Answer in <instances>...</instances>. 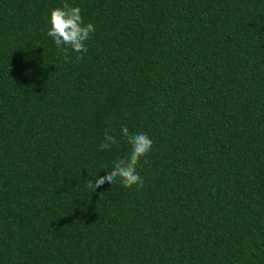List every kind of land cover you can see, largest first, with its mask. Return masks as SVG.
Here are the masks:
<instances>
[{
  "label": "trees",
  "instance_id": "obj_1",
  "mask_svg": "<svg viewBox=\"0 0 264 264\" xmlns=\"http://www.w3.org/2000/svg\"><path fill=\"white\" fill-rule=\"evenodd\" d=\"M64 2L0 0V264H264V0H67L81 60ZM122 126L143 187L92 192Z\"/></svg>",
  "mask_w": 264,
  "mask_h": 264
},
{
  "label": "clouds",
  "instance_id": "obj_2",
  "mask_svg": "<svg viewBox=\"0 0 264 264\" xmlns=\"http://www.w3.org/2000/svg\"><path fill=\"white\" fill-rule=\"evenodd\" d=\"M94 32L95 25L90 22L85 23L81 15V9L70 5L67 0H65L62 7L53 8L50 12L47 35L53 39L58 50L67 53L71 49L73 52L80 54L76 56L77 60L83 59L82 54L87 53V42L92 38ZM65 58L67 59V56ZM121 138L130 145V153L127 157L114 160L112 170L107 172L106 175L99 178H95V175L93 179H84V185L87 189L95 192L106 182L110 185L122 184L126 188L134 185L143 187L144 180L137 168L141 158L150 153L153 140L145 132H130L127 126H122ZM114 147H119V140L116 136L106 132L99 149L111 152Z\"/></svg>",
  "mask_w": 264,
  "mask_h": 264
}]
</instances>
